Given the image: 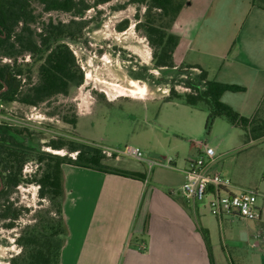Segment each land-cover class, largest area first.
Wrapping results in <instances>:
<instances>
[{
	"label": "rangeland",
	"instance_id": "rangeland-1",
	"mask_svg": "<svg viewBox=\"0 0 264 264\" xmlns=\"http://www.w3.org/2000/svg\"><path fill=\"white\" fill-rule=\"evenodd\" d=\"M129 1L111 0L90 9L84 17L75 18L77 24L70 30L76 39H65L63 43L72 49L84 72L83 84L71 86L68 95H59L38 107L0 101V125L21 131L26 144L52 154H58L49 145L52 141L81 142L85 139L113 149L138 148L144 160L167 164V159L172 158L178 164H185L189 159H197L200 150L207 145L215 149L216 160H220V166H224L222 171L232 184L264 195V137L248 138L244 130L234 127L226 118L215 120L206 130L208 111L205 105L194 108L180 100L166 102L172 85L178 93L184 94L188 89L180 82L198 73L180 67L153 68L152 49L144 34L136 29L137 15L141 17L145 8ZM213 3L210 10L199 16L203 1L187 0L177 19L179 25L192 21L200 31L192 39L183 35L179 55L182 51L188 54L189 63H201L210 80L228 81L230 85L244 88L241 92H228L222 102L250 118L264 89L251 88L246 93L250 83L244 78L228 76V73L233 62L244 61L242 42L249 23L255 18L254 12L262 11H258L251 0H214ZM33 10L38 16L37 22L31 25L35 32L50 19L63 24L73 20L66 13H44L42 6L36 3H33ZM125 20L129 21V27L119 32L117 26ZM178 30L176 25L172 32L178 35ZM14 56L24 72L31 69L32 74L36 73L38 65L33 57L26 53ZM0 59L3 64L14 60L1 55ZM236 70L235 67L231 72ZM250 98V105H246ZM74 118L76 125L71 123ZM61 152L58 155L69 154L66 150ZM111 162L112 159L105 160L106 164ZM120 165L138 167L149 174L151 170L148 162L126 156ZM35 169V159L30 158L24 167L26 183L11 195L17 206L29 212L22 215L14 229H6L0 221V264H13L12 258L22 251L15 241L17 236L30 225H49L52 218H58L56 207L61 203L64 221V196L56 200L50 196L41 199L38 184L29 183ZM259 201L262 204L263 197ZM240 227L245 228L243 223Z\"/></svg>",
	"mask_w": 264,
	"mask_h": 264
},
{
	"label": "trees",
	"instance_id": "trees-1",
	"mask_svg": "<svg viewBox=\"0 0 264 264\" xmlns=\"http://www.w3.org/2000/svg\"><path fill=\"white\" fill-rule=\"evenodd\" d=\"M204 7L199 16L208 11L213 0H201ZM111 0H0V55L8 57L9 63L0 59V101L20 103L38 107L51 99L69 93L71 86L84 82L81 70L72 49L63 40L75 41L70 30L77 24L75 18H82L90 9L110 3ZM187 0H130L145 8L143 15H137L136 29L141 31L152 49V63L156 70L177 69L195 70L197 75L186 76L180 82L188 92L180 94L172 85L166 101H183L190 107L205 105L208 116L206 130L215 120L226 118L234 127L241 128L253 140L264 137V98L255 114L246 118L222 102L226 92H241L245 89L236 85L224 84L208 78V73L199 65L182 64L175 59L180 38L172 32L173 25L186 6ZM33 3L39 4L44 13L60 12L73 17L70 24L53 20L42 23L39 32L31 25L37 22ZM251 4L264 10V0H251ZM129 27L125 20L117 26L119 32ZM27 54L37 62L36 73L31 69L26 73L17 64L14 54ZM29 66V65H28ZM182 75H185L182 74ZM76 125L77 119L71 120ZM53 150H66L63 156L35 149L25 143L22 132L0 125V221L6 229H14L18 220L29 209L19 207L11 198L12 193L26 183L24 167L34 158L36 169L31 182L39 187L41 199L50 196L54 200L64 196V165H71L105 173H115L144 179V175L119 170L105 163L107 157L102 150L89 141H52ZM75 154V157L72 156ZM58 218H52L49 225H30L15 241L21 247L19 255L12 258L13 264H60L65 242L66 227L62 218V203L56 207ZM206 243L210 263L214 264L210 237L207 230H201Z\"/></svg>",
	"mask_w": 264,
	"mask_h": 264
},
{
	"label": "crops",
	"instance_id": "crops-1",
	"mask_svg": "<svg viewBox=\"0 0 264 264\" xmlns=\"http://www.w3.org/2000/svg\"><path fill=\"white\" fill-rule=\"evenodd\" d=\"M258 11L262 12H254L255 18L242 42L244 61L233 62L228 73L250 83L246 93L251 88L264 89L261 74L264 73V10ZM176 25L180 38L175 54L177 64L202 68L201 63H189L188 54L181 51L179 55L183 35L192 39L200 27L196 28L192 21L180 26L177 20L172 28L174 32ZM235 67L238 70L231 72ZM263 98L264 95L256 103L260 105ZM251 101V98L247 100L246 105ZM122 161L112 159V164L107 165L145 178L71 165L62 167L66 236L60 264H211L202 229L209 233L214 264H264V195L262 204L259 201L263 208L261 219H218L210 214L207 202H194L180 193L189 161L185 164H178L172 158L167 159V164L141 161L151 165L150 174L138 167H123ZM223 169L219 159L210 167L211 172L226 177ZM242 223L245 228L240 227ZM257 234H260L258 239Z\"/></svg>",
	"mask_w": 264,
	"mask_h": 264
},
{
	"label": "built area",
	"instance_id": "built-area-1",
	"mask_svg": "<svg viewBox=\"0 0 264 264\" xmlns=\"http://www.w3.org/2000/svg\"><path fill=\"white\" fill-rule=\"evenodd\" d=\"M96 146L109 160H120L126 156L144 161L138 148L126 147L119 150L100 144ZM72 156L75 157V154ZM215 160V149L204 145L198 158L188 162L186 180L180 187V193L188 200L207 202L210 214L218 219L224 217H238L245 221L261 219L263 208L259 205V199L263 195L256 190L234 186L223 174L211 172L210 167ZM256 238H260V234H257ZM144 248V244H141L140 249Z\"/></svg>",
	"mask_w": 264,
	"mask_h": 264
},
{
	"label": "bare ground",
	"instance_id": "bare-ground-1",
	"mask_svg": "<svg viewBox=\"0 0 264 264\" xmlns=\"http://www.w3.org/2000/svg\"><path fill=\"white\" fill-rule=\"evenodd\" d=\"M138 98H142V97H138ZM58 154L62 153L61 151H57Z\"/></svg>",
	"mask_w": 264,
	"mask_h": 264
}]
</instances>
